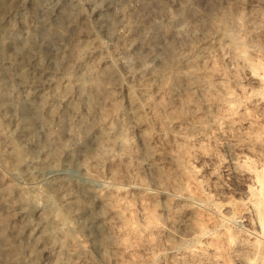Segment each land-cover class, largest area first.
<instances>
[{"label": "rangeland", "instance_id": "374dc122", "mask_svg": "<svg viewBox=\"0 0 264 264\" xmlns=\"http://www.w3.org/2000/svg\"><path fill=\"white\" fill-rule=\"evenodd\" d=\"M36 1L10 0L18 9L7 15L13 29L0 54L12 60L32 36L33 64L61 84L62 110L75 104L80 120L92 114L80 101L75 78L86 67L108 70L111 93L93 118L120 122L127 141L113 145L108 158L98 156L91 139L75 153L104 196L107 244L102 255L94 232L79 226L86 216H72L69 225L86 253L71 259L264 264V0H54L49 7L42 4L48 0ZM61 10H70L64 32L45 35L43 22H55ZM232 36L238 40L233 46ZM75 38L81 45L72 52ZM176 53L187 57L178 69ZM164 68L166 78L158 75ZM28 89L13 84L6 92L15 101ZM14 123L0 128V149ZM63 125L64 115L51 121L54 129ZM67 158L62 156V169L76 190L82 183ZM8 183L26 185L33 202H0L4 231L25 225L15 240V261L0 229V264H28L30 247L36 264H59L63 250L56 240L27 236L43 226L46 185L40 178L28 185L0 164V188ZM66 228L58 221L55 233Z\"/></svg>", "mask_w": 264, "mask_h": 264}, {"label": "bare ground", "instance_id": "6f19581e", "mask_svg": "<svg viewBox=\"0 0 264 264\" xmlns=\"http://www.w3.org/2000/svg\"><path fill=\"white\" fill-rule=\"evenodd\" d=\"M53 1L48 0L42 4L49 7ZM9 3L10 0H0V48L4 46V40L13 29L10 22L6 20L7 15L18 9L17 5L11 6L8 5ZM36 3V0H31V4L36 5ZM68 15L70 10H61L55 22H43L42 29L45 35L57 34L59 38L64 32ZM224 22L225 18L220 20V23L224 24ZM230 41L232 46L238 43L233 36L230 37ZM79 45H81L79 39L75 38L70 45L71 51L73 52ZM34 48V39L28 36L21 50L15 53L12 60L0 54V128L5 122L7 124L10 120H15L13 133L8 134L6 149H0V164L8 168L13 175L21 174L28 185L34 184L37 178L43 181L46 185L45 200L47 201V207L40 212L43 226L37 231L30 229L27 236L34 242L56 240L63 250V257L59 264H77L71 258L85 255L86 245L75 237L74 230L69 225L72 216H86V221H83V224L79 223V226L94 232L93 239L102 255L105 253L107 243L104 239L105 216L101 206L104 196L101 191L91 185L96 178L89 173L87 165L75 157V153L85 149L91 139L94 140L98 156L108 158L113 145L123 147L127 141L120 122L106 123L103 115L97 117L98 119L93 118L94 114L102 108L101 100L108 98L111 93L106 88V82L110 78L108 70L95 71L86 67L75 78L74 84L80 101L87 108V112L92 114L90 120H80L74 116L75 104L62 110L60 103L65 95L62 94L61 84L46 78V70L42 65L33 64ZM186 58L185 54L176 53L172 57V63L178 69L179 64L187 61ZM166 69L158 71V75L166 78L168 74ZM16 76L20 79L15 80ZM13 84L25 85L29 88L15 101L9 98L6 92L8 86ZM114 108L117 110L118 105L115 104ZM101 113L104 112L101 111ZM62 115L66 119V125L52 128V119L60 118ZM75 128L79 129V134L76 133L77 131H72ZM65 134L70 135L69 142ZM67 155L69 158L66 165L78 171L76 179L82 183L78 190L73 189L74 181H70L62 169V156ZM26 187V185L14 183L4 185L0 188V202L13 204L25 201L31 204L33 198L26 194ZM56 196L59 198L58 203L55 201ZM58 221L66 222L67 228L57 235L55 225ZM5 226L6 224H1V233L7 247L13 249L9 256L10 260L15 261L18 259L17 251L14 249L15 240L25 225L17 229L13 228L11 232L4 231ZM30 253L28 264H36L35 248L30 247Z\"/></svg>", "mask_w": 264, "mask_h": 264}]
</instances>
